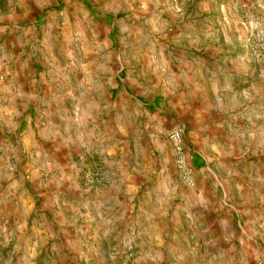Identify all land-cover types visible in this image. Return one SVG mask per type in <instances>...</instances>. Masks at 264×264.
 Wrapping results in <instances>:
<instances>
[{
	"label": "crops",
	"instance_id": "1",
	"mask_svg": "<svg viewBox=\"0 0 264 264\" xmlns=\"http://www.w3.org/2000/svg\"><path fill=\"white\" fill-rule=\"evenodd\" d=\"M24 4L22 14L17 12V7L7 14L0 9V35L10 33L0 44L3 59H7L3 62L6 67H12L14 51L9 50L10 57L5 53L11 46V26L27 16L28 8ZM169 7L172 14L165 23L178 30L169 43L179 48L178 53L169 56L171 84L167 95L186 114L183 121L180 118L164 134L177 125L185 129L191 164L197 169L196 201L177 204L167 201L168 189L160 185L155 187V201H141L139 197L138 201H124L121 191H126L130 184L123 179L116 185L111 183L109 189L100 188L103 199L116 194V201H101L97 213L89 216V220L70 221L65 214L74 219L78 214L76 209L62 207L58 200L65 192L69 198H80L71 189L81 172L78 165L85 164L81 159L83 144L72 134L61 138L62 123H66L70 133L75 118L69 113L66 116L58 113L59 102L64 98L57 88L54 90L56 104L49 103L48 99H52L48 91H42V82L20 54L13 69L0 72V261L3 264H22L24 258L41 264L42 256L46 264H106L107 259L115 262L118 254H124L128 260L136 256L140 264H239L243 255L264 253V162L261 160L254 167L247 164L249 161L243 166L237 158L238 155L245 160V154L252 152L255 145L256 157L263 154L264 72L253 69L245 54L227 52L228 43L224 46L222 43L232 39L219 38L215 42L214 33L207 32L214 27L202 17L215 12L212 0H185L182 6L169 3ZM187 11L193 17L175 26L181 12ZM13 20L16 22L12 23ZM234 40L236 49L242 51L239 47L242 40ZM137 57L135 54L125 57L119 52L96 64L104 100L92 96V106L103 118L104 125L102 121L96 124L104 126L108 135H97L95 129L91 130L87 135L88 144L95 149L98 142L104 147L106 139L111 142L120 139L122 146L116 147L121 151L115 153L114 160L104 154L106 149H100L98 155L90 154L89 170L102 159L112 167L114 175L124 174L127 158L123 144L127 141L128 123L138 127L141 115L148 120L156 119L150 112L159 101L155 89H150L156 78H145L147 87L142 88V93L147 94L145 98H134L126 85L133 65L125 63ZM150 69L155 70V66L147 69L148 75ZM74 81L72 73L67 83L73 108L77 98ZM50 84L53 83H47ZM136 84L143 86L138 80ZM40 107H44V115L38 116L35 110ZM153 127L160 132L163 125ZM237 145L246 147L243 155L241 150L235 151ZM165 146L170 152L168 160L171 158L172 168L177 172L168 138ZM62 162L65 165L61 168L67 167V170L60 178L43 177V172L58 169ZM132 178L136 189L145 182L139 183L142 179L139 174ZM114 187L118 189L115 193ZM91 189L88 187L86 191ZM184 189L188 188H181ZM81 203L72 201L74 205ZM88 213L92 214L91 207H80L79 216ZM181 229L191 241L187 248L172 242V232ZM85 246L92 249L85 252ZM227 254L235 258L226 259Z\"/></svg>",
	"mask_w": 264,
	"mask_h": 264
},
{
	"label": "rangeland",
	"instance_id": "2",
	"mask_svg": "<svg viewBox=\"0 0 264 264\" xmlns=\"http://www.w3.org/2000/svg\"><path fill=\"white\" fill-rule=\"evenodd\" d=\"M184 1L0 0V9L4 14L11 12L14 7H17V12L22 14L25 9L24 2L28 8L25 19L16 23V26H11L10 44L13 47L8 46L5 53L10 57L9 50L13 48L12 67L3 65V62H7V59H3L4 50L0 48V72L7 70V68L8 70L13 69L15 64H17V56L21 54L23 60H28L29 70L36 72L35 77L42 82L40 84L43 87L42 91H48V97L52 99H48L49 103L56 104L54 96L56 91L54 90L57 88L58 94L63 95L64 98L63 102H59L61 108L58 109V113H62L64 116L69 113L70 116L72 115L75 118L70 133L67 131L65 122L60 126L61 138L72 134L76 138L79 137L82 141L83 149L81 154L83 156L81 159L85 162L83 165H78L81 172L78 174V179L71 189V193L80 194V198H69V194L67 195L65 192L60 195L58 200L61 201L62 207L65 206L70 210L76 209L75 211L78 214L74 216V219L69 213L65 214L70 221L81 223L85 221V218L89 220L91 216H95V213H97L99 209L97 207L101 201H116V194L110 198L103 199V193L100 188L109 189L111 183L116 185L121 183L123 179L130 184L126 191H121L124 201H138V197L141 201H155V187L159 185L168 189L167 201H174L175 204L180 201H196L197 198L194 199V190L198 185L197 169L195 173L196 187L188 188L184 186L178 173L174 172L172 168L171 158L168 160L170 152L167 150L168 147L166 148L165 146L167 134H164L168 130L167 128L173 127L177 121H181L180 118L183 121L186 114V111L178 110L176 108L178 104H174L170 95H167V87L171 84L169 56L171 53H178L179 46L169 43L172 37H176L178 30H175V27L171 28L165 23V20L172 14L169 3H178L179 6H182ZM212 1L215 12H212L210 16L202 17V20L208 21V24L214 27L213 31L208 30L207 32L214 33L215 42L219 38L228 37L232 39L231 42L224 41L222 43L223 46L228 43L227 47L225 46L227 52L245 54L249 57L253 69L264 72V0ZM153 2L154 4L152 5ZM189 12H181L176 19L175 26L178 23L189 21L193 17L189 15ZM174 16L175 14H173ZM15 22L14 20L12 21V23ZM224 25H226V28ZM18 26L20 28H17ZM225 29H227L228 34L225 33ZM9 36L10 33L1 34L0 44L2 45L3 41ZM234 39L242 40L239 43L242 51L238 50V47L236 49ZM119 52H123L125 57H130L131 54L139 55L136 59L125 63V65H133L131 79L126 83L130 94L136 99L145 98L147 94L142 93V88L147 87L145 78L154 76L156 83L151 85L150 89H155L159 101L157 107L150 110L152 115L155 114V120H148L145 115H141L138 127H135V123L131 126L128 123L125 139L127 141L123 144V153L125 158H127L124 165V174L114 175L112 167L106 161H102V159L100 161L97 160L96 164H93V168L89 170L87 159L90 154L96 153L98 155L100 149H106L104 154L114 160L115 153L121 151V149L117 150L116 148L122 146L120 139H116L114 142L106 139L104 147L100 146L101 144L98 142V146L95 144V149L98 152H95V149H92L88 144L89 138H87V135L94 129L97 135L100 133L102 134L101 136L108 135L104 126L101 127L96 124L100 121L103 124V118L98 116L99 111L92 106V96L94 98L95 95L96 97L100 96L101 100H104L102 86L98 78L100 72L95 68L96 64L105 60V57ZM115 62L114 58L112 63L115 64ZM151 66H155V70L150 69L148 75L147 69ZM72 73L75 75V94L77 97L76 102L74 101L76 104L74 108L71 98L68 97L67 83V79L71 78ZM58 76L61 80L57 78ZM9 78L10 80L12 79L11 74ZM136 80L139 83L143 82V86L140 87L136 84ZM47 83L53 84L47 85ZM90 85H92V88H90ZM150 97L152 96L150 95ZM67 106H69L68 111ZM43 108H36L35 111L38 116L44 115ZM112 112L115 116L116 111L113 110ZM155 124L157 126L163 125V132L162 130L160 132L157 131L156 127H153ZM194 128L196 130V127ZM261 129L264 130L263 125H261ZM261 139V148L263 150L261 156L256 157L254 153V150L256 151L257 149L256 145L252 147V152L247 151L245 160L237 155V158L242 160L243 166L244 163L249 161L250 163L247 164L254 167L260 165L261 160L264 162V134H262ZM159 141L162 142L159 143ZM70 145L74 147L72 142ZM161 146L165 147L162 148ZM238 146L235 151L241 150L240 152L243 155L242 152L247 150L246 147ZM118 157H120L119 154ZM63 165H65V162H62L58 169L52 172H43V177L45 179L60 178L62 172L67 170V167L61 168ZM114 171L116 170L114 169ZM137 174L141 175L142 178L139 183L145 180L143 184L138 185V189L134 186L136 183L132 178ZM88 187H92L91 191H86ZM124 188L125 186L122 189ZM181 188L188 189L181 190ZM117 190V187H114L112 192L115 193ZM71 193L70 195H72ZM72 201H82V203L74 205ZM80 207H91L92 214L88 213L79 216ZM175 232H172L173 244L187 248L190 241L189 237L182 233V229L180 232ZM88 248L92 249L89 246H85L84 251L87 252ZM20 256L21 254L17 255L16 258H20ZM125 258L124 254H118L115 262L111 259H107L105 262L106 264H140L135 259L136 256L129 260ZM233 258H235V255H226V259ZM40 263L46 264L43 256L40 259ZM0 264H3L2 261H0ZM22 264H34V261L24 258ZM239 264H264V253L249 256L243 255Z\"/></svg>",
	"mask_w": 264,
	"mask_h": 264
},
{
	"label": "built area",
	"instance_id": "3",
	"mask_svg": "<svg viewBox=\"0 0 264 264\" xmlns=\"http://www.w3.org/2000/svg\"><path fill=\"white\" fill-rule=\"evenodd\" d=\"M167 138L172 145L174 163L180 181L188 188L196 187V168L191 164V151L186 144L185 129L177 125L167 132Z\"/></svg>",
	"mask_w": 264,
	"mask_h": 264
},
{
	"label": "trees",
	"instance_id": "4",
	"mask_svg": "<svg viewBox=\"0 0 264 264\" xmlns=\"http://www.w3.org/2000/svg\"><path fill=\"white\" fill-rule=\"evenodd\" d=\"M201 164L199 163V165L198 166H200Z\"/></svg>",
	"mask_w": 264,
	"mask_h": 264
}]
</instances>
